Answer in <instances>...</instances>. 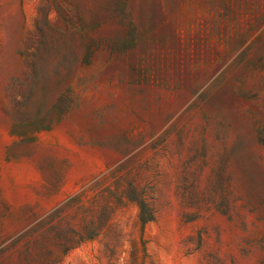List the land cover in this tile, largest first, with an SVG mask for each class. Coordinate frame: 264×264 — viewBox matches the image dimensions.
Listing matches in <instances>:
<instances>
[{
  "label": "rangeland",
  "instance_id": "374dc122",
  "mask_svg": "<svg viewBox=\"0 0 264 264\" xmlns=\"http://www.w3.org/2000/svg\"><path fill=\"white\" fill-rule=\"evenodd\" d=\"M0 264H264V0H0Z\"/></svg>",
  "mask_w": 264,
  "mask_h": 264
}]
</instances>
